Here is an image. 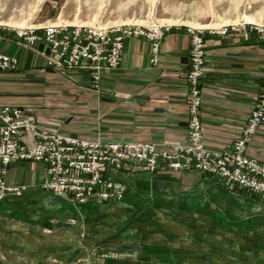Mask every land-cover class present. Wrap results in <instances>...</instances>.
<instances>
[{"label":"crops","instance_id":"crops-1","mask_svg":"<svg viewBox=\"0 0 264 264\" xmlns=\"http://www.w3.org/2000/svg\"><path fill=\"white\" fill-rule=\"evenodd\" d=\"M172 2L180 7L169 8L174 12L165 19L179 26L165 36L156 66L150 63L149 42L130 37L120 68L103 73L100 92L90 88L85 100L80 93L74 101L67 97L71 110L53 117L39 113L40 123L107 141H186L187 26L264 23V0ZM241 37L206 34L201 119L204 142L213 149L230 146L240 135L264 87V47ZM0 52L20 59L17 70H0V106H36L16 98L57 73L16 40L0 43ZM68 72L89 80L79 71ZM53 84L49 87L63 89ZM249 148L264 161V124ZM106 175L127 186L121 202L72 204L41 188L47 179L44 164L14 162L8 179L30 188L0 202V256L6 264H264V204L248 191L231 190L224 179L196 171L109 170ZM72 217L76 224L69 223Z\"/></svg>","mask_w":264,"mask_h":264},{"label":"built area","instance_id":"built-area-1","mask_svg":"<svg viewBox=\"0 0 264 264\" xmlns=\"http://www.w3.org/2000/svg\"><path fill=\"white\" fill-rule=\"evenodd\" d=\"M179 24L124 22L111 25L52 22L42 26L0 22V43L16 40L45 59L55 72L76 70L99 88L104 72L120 68L126 40L142 38L150 44V63H159L161 44ZM190 35L188 87V138L162 144L147 141L88 138L49 128L37 113L21 105L0 106V202L21 197L28 184L8 179L14 162L44 164L47 179L41 188L65 197L72 204H116L127 186L109 178V170L129 173L196 171L224 179L231 190L244 189L264 204V161L251 154L252 137L264 124V87L240 135L226 148L213 149L204 142L201 119L202 79L206 66V34L240 33L245 43L264 47V23L247 20L216 27L187 26ZM18 56L0 52V70H15ZM76 224L77 218H69Z\"/></svg>","mask_w":264,"mask_h":264},{"label":"rangeland","instance_id":"rangeland-1","mask_svg":"<svg viewBox=\"0 0 264 264\" xmlns=\"http://www.w3.org/2000/svg\"><path fill=\"white\" fill-rule=\"evenodd\" d=\"M180 4L178 2L174 4L172 0H0V22L11 25H35L41 23L45 25L52 22H75L70 24L93 25H111L124 22L149 24L154 21L178 24L176 23L177 21L165 18L172 16L174 12L173 8H169L180 7ZM187 11L188 7H186ZM193 26L201 27L199 25ZM55 73L57 74L54 76H57V78H47L46 82L37 84V88L23 90L21 97L16 98L17 103L36 105L34 106L35 108L27 107L37 114H47L53 117L57 116L60 111L71 110L73 105L66 107L65 103L71 102L70 99L74 101L75 95L78 94L80 96L82 94L83 100H85V92L91 93L90 88H95L91 84L89 76L87 82L86 79L77 78L76 74L72 72ZM34 83L32 82V85ZM53 83L63 84V89L49 87V85H54ZM100 88L101 80L99 88H95L98 90L96 92H100ZM67 97H70V99ZM71 103L73 104V102ZM81 118L85 121L84 113ZM73 122H77V120H73ZM221 237L223 240L226 236L222 234ZM228 238L230 239V235ZM241 239L242 237L239 236V240ZM6 260L2 254L0 263L6 264Z\"/></svg>","mask_w":264,"mask_h":264},{"label":"bare ground","instance_id":"bare-ground-1","mask_svg":"<svg viewBox=\"0 0 264 264\" xmlns=\"http://www.w3.org/2000/svg\"><path fill=\"white\" fill-rule=\"evenodd\" d=\"M70 24V23H69Z\"/></svg>","mask_w":264,"mask_h":264}]
</instances>
